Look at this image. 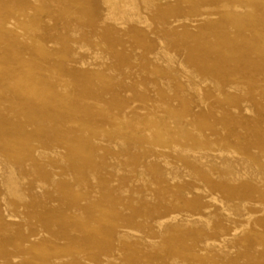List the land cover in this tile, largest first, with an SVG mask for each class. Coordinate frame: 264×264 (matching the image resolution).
Listing matches in <instances>:
<instances>
[{
  "label": "rangeland",
  "instance_id": "obj_1",
  "mask_svg": "<svg viewBox=\"0 0 264 264\" xmlns=\"http://www.w3.org/2000/svg\"><path fill=\"white\" fill-rule=\"evenodd\" d=\"M0 171V264H264V0H0Z\"/></svg>",
  "mask_w": 264,
  "mask_h": 264
},
{
  "label": "bare ground",
  "instance_id": "obj_2",
  "mask_svg": "<svg viewBox=\"0 0 264 264\" xmlns=\"http://www.w3.org/2000/svg\"><path fill=\"white\" fill-rule=\"evenodd\" d=\"M108 10L110 11V14H112L113 12H114V8H113V5H109L108 6ZM6 25V24H5ZM9 28V27H8ZM200 91V90H199ZM201 101V100H200ZM200 103H202V102H200ZM218 129V128H217ZM222 139V138H221ZM226 140V139H225ZM242 140V139H241ZM219 141V140H218ZM223 141V140H222ZM228 141H229V139H228ZM227 141V142H228ZM225 142V141H224ZM8 143V142H7ZM7 143H5L4 145H6ZM234 144V143H233ZM230 145V144H229ZM236 145V144H235ZM238 146V145H237ZM243 146H244V144H243ZM238 149V148H237ZM245 149V148H244ZM241 150V149H240ZM207 151V150H206ZM222 156V155H221ZM71 160H72V158H71ZM1 172V171H0ZM222 191V190H221ZM213 201L214 202H216V203H218V201L216 200V199H213ZM224 207V206H223ZM206 210H208V208H206ZM200 218H202V216L200 217ZM178 220V218L177 217H172V216H169V217H164V218H161V219H159L158 221H157V224H158V226L160 227V228H162V227H164L166 224H168V223H170V222H172V221H177ZM86 226V225H85ZM248 227H249V225H248ZM123 228V227H122ZM240 232V231H239ZM85 234V233H84ZM220 246V245H219ZM26 250V249H25ZM95 261V260H94Z\"/></svg>",
  "mask_w": 264,
  "mask_h": 264
}]
</instances>
